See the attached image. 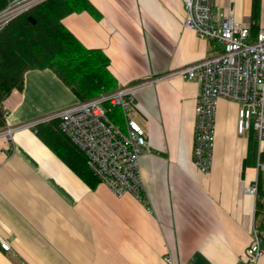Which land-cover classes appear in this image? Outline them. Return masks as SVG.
Wrapping results in <instances>:
<instances>
[{
	"label": "crops",
	"instance_id": "crops-1",
	"mask_svg": "<svg viewBox=\"0 0 264 264\" xmlns=\"http://www.w3.org/2000/svg\"><path fill=\"white\" fill-rule=\"evenodd\" d=\"M63 18L87 48L110 58L117 88L137 86L135 118L149 142L141 156L144 200L92 188L52 149L39 126L80 100L51 69H31L5 101L12 138L0 136V264H252L246 257L260 223L264 143L238 132V103L221 98L209 173L193 162L199 86L174 71L223 45L183 26L182 0H89ZM253 0H216L252 27ZM264 29V0L252 35ZM48 121V120H47ZM6 126V127H7ZM263 231V230H262ZM264 235V231H263ZM264 246V242H263ZM255 264H264V254Z\"/></svg>",
	"mask_w": 264,
	"mask_h": 264
},
{
	"label": "built area",
	"instance_id": "built-area-1",
	"mask_svg": "<svg viewBox=\"0 0 264 264\" xmlns=\"http://www.w3.org/2000/svg\"><path fill=\"white\" fill-rule=\"evenodd\" d=\"M44 0H11L0 12V32L20 14ZM185 16L183 26L199 36L217 41L222 50L204 59L182 66L172 73L183 79L195 81L198 86L195 106V138L193 162L203 173L212 167L216 139L218 102L226 98L238 103V132L245 134L253 128L261 144L264 143V29L255 36L251 27L241 23L232 10L219 13L216 0H182ZM137 86L119 87L112 92L79 101L58 113L32 121L24 126L59 119L64 135L87 158L93 174L117 196L132 194L144 200V183L140 159L148 150L149 142L144 128L135 116ZM114 107H120L125 117L123 130L110 117ZM18 126H7L0 136L12 138ZM264 171V164L259 163ZM244 193L257 197L259 179L244 185ZM1 246L10 249V243L0 236ZM264 236L260 225L253 228V242L246 257L255 264L264 254ZM165 264H173L166 255Z\"/></svg>",
	"mask_w": 264,
	"mask_h": 264
},
{
	"label": "trees",
	"instance_id": "trees-1",
	"mask_svg": "<svg viewBox=\"0 0 264 264\" xmlns=\"http://www.w3.org/2000/svg\"><path fill=\"white\" fill-rule=\"evenodd\" d=\"M10 1L0 0V12ZM90 6L89 0H44L17 16L0 32V130L7 126L5 101L14 91L23 90L28 70H53L80 101L116 90L115 77L109 70L110 58L101 49L87 48L63 23L68 14ZM261 6L262 0H253V29L257 28ZM59 125V119L39 123L48 134L52 149L95 188L100 180L89 169L85 154L64 135ZM257 216L264 231V191L260 184Z\"/></svg>",
	"mask_w": 264,
	"mask_h": 264
},
{
	"label": "rangeland",
	"instance_id": "rangeland-1",
	"mask_svg": "<svg viewBox=\"0 0 264 264\" xmlns=\"http://www.w3.org/2000/svg\"><path fill=\"white\" fill-rule=\"evenodd\" d=\"M114 88L117 89L116 85H114ZM96 96H93L91 98H94ZM91 98H88V99H91ZM109 115L116 122V124H118L123 130H125V117L120 107H114L113 111ZM45 135H46V138L48 139L49 138L48 134L45 133Z\"/></svg>",
	"mask_w": 264,
	"mask_h": 264
}]
</instances>
